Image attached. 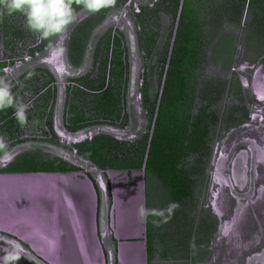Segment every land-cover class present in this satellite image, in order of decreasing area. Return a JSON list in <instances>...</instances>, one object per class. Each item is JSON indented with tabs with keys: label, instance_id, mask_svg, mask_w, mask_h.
Returning a JSON list of instances; mask_svg holds the SVG:
<instances>
[{
	"label": "rangeland",
	"instance_id": "obj_1",
	"mask_svg": "<svg viewBox=\"0 0 264 264\" xmlns=\"http://www.w3.org/2000/svg\"><path fill=\"white\" fill-rule=\"evenodd\" d=\"M261 2L116 0L96 14L77 9L66 56L47 52L48 42L25 29L21 14L0 16V76L30 104L23 129L13 109L0 112V136L11 153L28 143L58 149L23 150L1 169L23 153L16 167L46 166V152L96 180L105 168L79 146L107 134L123 144L103 156L107 169L142 159L146 206L179 205L169 223L154 227L149 217L146 224L150 237L158 233L163 254L175 256L177 242L188 251L180 225L201 224L205 207L211 233L198 264H264ZM103 16L101 24L110 22L86 62ZM29 71L35 74L26 79Z\"/></svg>",
	"mask_w": 264,
	"mask_h": 264
},
{
	"label": "crops",
	"instance_id": "obj_2",
	"mask_svg": "<svg viewBox=\"0 0 264 264\" xmlns=\"http://www.w3.org/2000/svg\"><path fill=\"white\" fill-rule=\"evenodd\" d=\"M107 168L96 180L80 169L0 172V256L16 245L15 264H198L211 233L206 208L201 224L180 225L188 251L181 253L177 242L178 253L167 256L158 233L150 237L137 218L147 204L144 171Z\"/></svg>",
	"mask_w": 264,
	"mask_h": 264
},
{
	"label": "clouds",
	"instance_id": "obj_3",
	"mask_svg": "<svg viewBox=\"0 0 264 264\" xmlns=\"http://www.w3.org/2000/svg\"><path fill=\"white\" fill-rule=\"evenodd\" d=\"M116 4V0H0V16H12L16 13L25 18L24 27L40 41H47L46 51L55 56H66L68 52L67 42L71 38L72 27L79 22L81 9L89 14H96L110 9ZM35 73L29 71L26 79H30ZM15 85L6 77L0 76V112L13 109L16 123L23 129L28 126L29 103L13 93ZM19 87L23 89L24 85ZM33 125H38L39 120L33 119ZM11 150L5 137L0 136V162L10 161ZM179 205L169 203L164 208L151 209L146 204H141L137 209V218L141 223L147 224L149 217L154 227H161L171 221ZM0 256V264H15L19 259L18 246L4 249Z\"/></svg>",
	"mask_w": 264,
	"mask_h": 264
},
{
	"label": "trees",
	"instance_id": "obj_4",
	"mask_svg": "<svg viewBox=\"0 0 264 264\" xmlns=\"http://www.w3.org/2000/svg\"><path fill=\"white\" fill-rule=\"evenodd\" d=\"M123 1H125V0H123ZM250 1L252 2V0H250ZM260 1H262L260 4V8H261L262 13L264 14V0H260ZM104 20H105V17L103 16L101 18V20L98 21L99 22L98 25L101 24ZM92 88H91V90H100L97 88H94V89H92ZM107 100H109V104H107ZM111 101H112L111 97L106 99V104H107L108 108L110 107L108 105H110ZM148 139H149V135L146 136V140L144 141V145H143V148L141 150L143 155H145V150L147 148ZM119 145H123V144L120 143L118 140H115L114 138L110 137L109 135L103 134L102 136H95L94 140L84 142L82 144V146L81 145L79 146V149H80V152L86 153V155L89 158H91L95 163H97L98 165H101L102 169H104V168L106 169V167H105L106 166V163H105L106 158L103 156L108 155L109 151H111L113 149L117 150V147H119ZM9 148H10V150L12 149V147H9ZM22 155L14 158L13 161L10 164H8L5 168L0 169V172H12V171H20V170L21 171H24V170L25 171L26 170L56 171L58 169L64 170V171H66V170H70V171L78 170V168H76L74 165H71L70 163L64 162V160L62 158H59V157L54 156L52 154H46V152H45V154H42L43 157L41 158L42 161H45L46 166L42 162L41 165L33 166V167H24V166L21 168L16 167L15 165L18 162V159ZM97 155H100V159L96 158ZM115 159H118V157H116ZM36 160H39V158H36ZM143 164H144L143 160L140 159L139 164L136 165V163H135L134 166H131L130 168L125 166V165L124 166L119 165V163L116 166L110 167V168H116L117 167V168L132 169L133 167H135V168L139 167L140 169H142ZM108 165H115V163L110 162V164L107 163V166Z\"/></svg>",
	"mask_w": 264,
	"mask_h": 264
},
{
	"label": "water",
	"instance_id": "obj_5",
	"mask_svg": "<svg viewBox=\"0 0 264 264\" xmlns=\"http://www.w3.org/2000/svg\"><path fill=\"white\" fill-rule=\"evenodd\" d=\"M109 22L110 21L107 20L103 24H101V26L96 30V32L92 36L88 50H87L86 62L91 59L93 51H94V47H95L99 37L101 36L102 32L105 30V28ZM62 102H63V95H62V92H60L59 98H58V104H59L60 109L62 106ZM23 150H44L46 152L58 154V149L51 146V145H47V144H43V143H28V144H23V145L16 147V149H14V152H12V155H15V154H17ZM107 216H108L107 215V206L104 203L102 205V210H101V223H102L103 227L107 226V222H108Z\"/></svg>",
	"mask_w": 264,
	"mask_h": 264
},
{
	"label": "bare ground",
	"instance_id": "obj_6",
	"mask_svg": "<svg viewBox=\"0 0 264 264\" xmlns=\"http://www.w3.org/2000/svg\"><path fill=\"white\" fill-rule=\"evenodd\" d=\"M59 65V64H58ZM57 68H58V70H60V67L59 66H57ZM60 73V72H59ZM263 96V95H262ZM259 151H260V156H262L263 155V152H262V150L261 149H259ZM11 156H13V155H11ZM103 182V181H102Z\"/></svg>",
	"mask_w": 264,
	"mask_h": 264
},
{
	"label": "flooded vegetation",
	"instance_id": "obj_7",
	"mask_svg": "<svg viewBox=\"0 0 264 264\" xmlns=\"http://www.w3.org/2000/svg\"><path fill=\"white\" fill-rule=\"evenodd\" d=\"M34 55H35V53H34Z\"/></svg>",
	"mask_w": 264,
	"mask_h": 264
}]
</instances>
